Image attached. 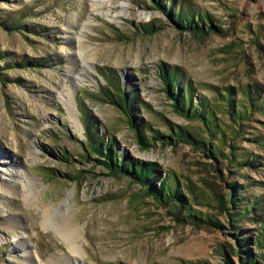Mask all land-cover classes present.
<instances>
[{"label": "rangeland", "instance_id": "374dc122", "mask_svg": "<svg viewBox=\"0 0 264 264\" xmlns=\"http://www.w3.org/2000/svg\"><path fill=\"white\" fill-rule=\"evenodd\" d=\"M112 2L114 16L121 1ZM129 2L127 13L115 22L95 15L90 0H0V151L23 171L20 180L33 178L36 186L28 193L39 198L30 204L25 189L4 192L9 180L0 176L5 179H0V264L21 262L17 241L25 242L38 262L70 256L60 236L42 226L45 205L64 201L70 209L62 217L79 230L81 264H223L221 250L239 264L235 231L219 215L217 198L221 193L228 198L231 183L244 187L242 198L264 196V148L252 142L264 138V111L250 115L237 141L229 140L230 149L220 140L210 141L223 153L215 162L201 148L183 142L140 148L102 93L108 78L118 79L123 93L132 92L141 102L138 117L154 130L167 133L168 121L201 138L200 123L172 109L158 70L163 65L179 71L195 89L196 100L215 103L225 88L234 92L248 86L264 95V0H174L173 12L181 8L206 14L211 26L223 30L202 37L179 29L151 0ZM140 14L150 17L138 19ZM149 24L160 30L146 35L142 29ZM71 65L76 69L69 77ZM68 92L79 127L61 101ZM218 120L219 129L229 133L228 118L219 114ZM87 123H93L104 142L113 139L122 158L157 164L162 178L178 176L196 203L194 210L216 218L223 229L179 222L169 206L143 197L140 185L110 175L87 151ZM31 148L36 155L29 154ZM229 151L249 160L257 157L259 166L236 168L226 160ZM64 158L70 163H63ZM237 226L242 237H259L260 225L251 219ZM252 244L249 250L264 256V249ZM258 263L264 260L258 258Z\"/></svg>", "mask_w": 264, "mask_h": 264}, {"label": "trees", "instance_id": "16d2710c", "mask_svg": "<svg viewBox=\"0 0 264 264\" xmlns=\"http://www.w3.org/2000/svg\"><path fill=\"white\" fill-rule=\"evenodd\" d=\"M153 6L158 8L161 13L176 23L179 29L187 30L197 37L206 35L207 31L223 33L220 27H213V22L206 14L200 15L197 12H187L179 9L173 12L174 0H151ZM197 19V21L195 20ZM206 22V23H205ZM160 28L155 24L143 26V33L153 35ZM159 80L163 86V93L171 101L174 112L188 121L200 123L203 133H198L201 138L195 136L197 133L190 131L186 127L175 126L167 121L165 128L167 133L163 134L154 130L147 122L138 117L139 106L141 102L132 92L125 94L121 90L119 80L115 82L108 78L107 87L103 90V95L107 98L106 103L111 104L121 113L125 119L126 125L133 132L136 144L147 149L154 147L155 143L160 142L163 145H174L178 143H187L204 150L206 156L215 162L223 157V153L218 145H211L210 141L220 140L221 144L229 147V140L237 141V134L242 127L247 125L250 115L257 111H264V95L256 88L246 87L232 91V88H225L220 92V100L215 102L207 101L203 98L195 99V89L188 81H185L182 74L176 69H170L161 65L158 70ZM239 95L240 100H234ZM223 114L229 120V133L225 129H219L220 122L218 115ZM149 133V136H146ZM86 140L89 153L97 157V162L113 176H126L143 188V197L152 198L170 207V214L175 219L184 224H191L195 227L209 226L216 229H223V225L216 219L204 217L201 213L194 210L195 202H191L184 191L178 176L171 174L162 178L161 171L157 164L122 158L117 150L113 139L104 142L96 133L93 123H87ZM206 139V141L204 140ZM249 142L251 140L248 138ZM257 146L264 148V138L254 139ZM228 143V144H227ZM210 146V148H209ZM233 150V149H232ZM226 156L233 162L236 168L257 169L259 166L258 158H244L242 154H232L230 151ZM63 163H70L69 158H64ZM264 171V164H263ZM156 185V186H155ZM230 195L224 196L222 193L218 196V211L221 217L226 218L227 224L235 233L232 235L235 241L234 254L239 264H259L258 258L262 261L264 256H255L248 247L251 243L259 250L264 249V196H258L249 200L242 198L243 186H237L235 183L227 185ZM215 193V191H212ZM235 193V194H233ZM216 195V194H215ZM226 195V194H225ZM258 213L255 218L250 215ZM252 220L260 225L259 237L251 240L248 237H242V230L237 223L241 221ZM223 264H236L229 258L226 252L220 251Z\"/></svg>", "mask_w": 264, "mask_h": 264}, {"label": "bare ground", "instance_id": "6f19581e", "mask_svg": "<svg viewBox=\"0 0 264 264\" xmlns=\"http://www.w3.org/2000/svg\"><path fill=\"white\" fill-rule=\"evenodd\" d=\"M93 9L95 10L96 14L98 16L104 17L106 19H109L111 21H117L120 20L123 15L127 13V10L131 7V4L129 0H120L118 12L114 15H110V10L114 8L113 0H90ZM98 7H101L102 11L97 10ZM97 10V11H96ZM100 11L99 13H97ZM150 15L147 14H140L138 16V19H149ZM75 24V23H73ZM72 24V25H73ZM85 24H80V29H83ZM77 35V32L75 33V37ZM77 42L79 43L78 38H76ZM80 39V37H79ZM80 46V45H79ZM82 65V64H81ZM72 66V67H71ZM68 68V75H71L73 71H75L76 65H71ZM75 74V73H73ZM78 76V75H77ZM77 76L73 78L76 82H80V80L77 79ZM70 77V76H69ZM80 79V78H79ZM75 86V85H74ZM76 88V87H75ZM71 92H68V98L62 97L61 101L63 102V105L65 106V109L70 114L71 118L74 119L75 123L78 126L77 118L75 117V112L73 109V105L71 102ZM79 127V126H78ZM30 155H36V150L34 148H31L29 151ZM0 176H7L8 177V183H4L8 186H5L3 191L8 192V194H12L13 191L20 190L22 188L25 189V199L32 204L39 198L32 195L31 192L28 193L32 188H35L36 183L33 182V178H29L28 175L26 177L27 182L24 183L21 176L22 172L19 170V168L16 165V161L13 160L9 155L4 154L3 151H0ZM1 179V178H0ZM4 178L1 179V182H4ZM46 207L42 211L43 220H42V226L44 229H53L60 238L64 241L66 248L70 252V256L65 257H55L51 256L49 260L46 259L44 263L35 261L33 257L31 256V253L28 251L27 244L25 242H19L13 243L14 249H18V251H22L21 255V262H18L17 264H81L79 260L81 261V254L79 253V248H81V245L78 244V240L80 238L79 230L75 228L74 226L70 225L68 223V217L63 218L62 216H66L65 214L69 211L70 206L68 201H64L62 203L58 204H47ZM61 215V217H59ZM2 239V238H1ZM0 239V241H2ZM82 262V261H81Z\"/></svg>", "mask_w": 264, "mask_h": 264}]
</instances>
